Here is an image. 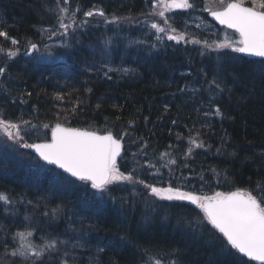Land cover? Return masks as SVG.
Instances as JSON below:
<instances>
[{
	"label": "trees",
	"instance_id": "16d2710c",
	"mask_svg": "<svg viewBox=\"0 0 264 264\" xmlns=\"http://www.w3.org/2000/svg\"><path fill=\"white\" fill-rule=\"evenodd\" d=\"M6 2L3 5L0 1V29L9 34L25 35L32 31L33 24L45 25L48 20L41 12V7L46 12L48 1L24 4L20 10L12 0ZM40 39L48 40L40 36L38 44ZM90 49L87 44L73 48L72 60L66 62L68 70H59L52 62H45L47 68L41 70H11L17 60L16 64H6L12 67L0 77V113L13 121L22 117L37 125H49L33 132L28 142L48 139L58 122L99 132L110 130L117 136L127 129L129 135L122 140L124 151L118 160L121 171L133 166L132 154L145 142L148 156L135 157L141 164L165 150L177 160L173 174L162 168V180L148 177V182L158 187H166L168 181L174 185L186 183L185 190L207 195L250 189L264 178V70L256 68L257 62L222 51L216 65L205 67L204 51L200 56L187 53L177 66L171 58H165L144 61V66L133 65L137 70L127 75L112 72L105 76L107 69L98 60L109 63V48L98 50L94 61L89 57ZM156 52L153 55L160 53ZM159 55L154 57L158 59ZM3 61L0 57V66L4 67ZM214 76L223 81L225 90L210 102L213 94L207 81ZM216 108L221 115L214 114ZM205 112L210 114L205 116ZM177 133L183 139L178 140ZM189 136L203 141L205 147L194 149L185 159ZM169 145L173 147L169 149ZM66 176L0 137V192L13 201L9 205L0 202V264H20L19 257L6 254L4 243L11 252L17 247L13 234L26 229L33 230L31 239L36 243H41L42 237L66 241L60 252L69 251L76 264H89L90 258L99 264H142L146 259L143 249L164 264L173 259L179 264L248 261L235 250L222 251L219 234H212L214 230L210 233V225L194 228L187 223L191 219L195 224L199 214L189 204L159 200L148 195L142 185L133 189L119 184L112 185L111 196L101 201L80 181L73 179L75 186H70ZM57 207L59 211L53 216L52 210ZM98 248L104 251L98 252ZM174 250L176 255L171 254ZM58 255H45V264H59Z\"/></svg>",
	"mask_w": 264,
	"mask_h": 264
},
{
	"label": "snow or ice",
	"instance_id": "6c2138e0",
	"mask_svg": "<svg viewBox=\"0 0 264 264\" xmlns=\"http://www.w3.org/2000/svg\"><path fill=\"white\" fill-rule=\"evenodd\" d=\"M74 4L75 6H73ZM250 4L251 6H244L245 0H208V3L199 9V11L207 12L218 24L232 29L238 39L227 37L224 41H219V39L210 41L207 38L203 40L189 39V33L178 30L170 14L175 10H182L186 13L197 11L196 0H151V10L141 13L145 19L136 22L154 30L155 39L158 42L163 43L167 40L174 41L176 44H202V55L204 51L230 49L234 53L264 58V0H250ZM46 11L55 14V24L50 28L42 29L41 35L46 36L48 40L55 37L56 46L65 48L71 47L69 38L87 26L89 23L87 18L98 15L104 18L105 23L135 19L131 16H113L111 20H108L105 12L96 6L84 11V18H79L77 13L81 11V7L75 0H55V7L46 6ZM156 17L160 18V22H157ZM205 26L211 27L203 23L197 24L198 28ZM185 27H187L186 22ZM213 35L217 34L213 33ZM0 38H4L3 41H0V57H3V62L7 64L19 55L20 41L9 36L8 31L3 29H0ZM5 43L8 44L7 47L4 46ZM110 43L111 41L105 42L106 45ZM135 43H144V41H135ZM44 47L48 49L49 45L45 44ZM152 47L155 48L156 44H153ZM37 50V43L31 40L27 41L26 54ZM102 67L107 69L104 73L105 76H108L109 72H123L127 75L131 71L127 68H114L107 61ZM6 71V67L0 66V77L4 76ZM207 83L209 93L213 94L210 102H214V95L225 90L222 86L223 81L218 76H214ZM57 98L62 99L59 96ZM204 114L207 116L210 113L205 112ZM214 114L221 115V110L216 108ZM132 123L134 121L129 122V124ZM40 127L47 129L49 125H37L22 117L13 121L4 118V114L0 113V137H6L7 141L21 148L32 149L40 161L62 170L67 174L64 179L70 186H75L74 180L80 181L85 186H90L94 190V195H98L101 201L104 196H111V186L114 184L131 185L133 189L137 185H142L148 195L159 200L186 201L199 210L195 224L191 219H188L187 223L194 228L210 225V233L214 230L212 234H219L218 239H220L222 251L235 250V253H238L240 257H247L248 261H259L260 264H264V178L257 180L255 186L250 189L238 188L230 192L217 191L211 196L185 190L186 183L174 185L168 181L166 187H158L156 183L148 182V177H160L162 180L160 171L162 168H168L170 174L175 172L177 160L171 151L160 152L158 156L154 155L141 164L135 157L138 155L148 156V146L145 142L137 153L132 154L133 166L121 171L117 164V157L121 156V141L129 135L127 129L119 136L114 135L110 130L101 135L94 131L65 127L58 122L51 128V140L28 143L27 138L33 132H38ZM138 139L142 141L144 138L139 137ZM177 139H183L180 133H177ZM188 143L189 147L184 153L185 159L192 155L194 149L205 147L203 141H199L197 137L189 136ZM168 147L171 149L173 146L169 145ZM219 151L220 149H217V152ZM184 167H187V164ZM213 171L215 170L213 169ZM177 179L186 181L188 178L179 177ZM200 179H204L202 174ZM133 194H136L135 191ZM111 198L115 201V197ZM0 202L5 205L13 203L5 192H0ZM28 203H32V201H28ZM58 211L59 207L54 208L52 215L56 216ZM44 215H48V213L45 212ZM25 219L28 218L25 217ZM32 237L33 230L26 229L14 233L12 239L17 247L13 248L11 252H7L8 244L5 241L6 254L11 257H19L20 264H45V255L51 257L52 253H58L59 264H76L75 258L69 251L60 252V246L66 245V241L60 240L58 237H42V242L36 243L31 239ZM97 251L103 252L104 249L98 248ZM171 254L176 255V250ZM143 255L146 259L142 261V264H164L148 249H143ZM69 257L72 258L69 259ZM248 261H240V264H248ZM13 264L16 262L13 261ZM89 264H99V262L95 258H90ZM167 264H179V262L173 259Z\"/></svg>",
	"mask_w": 264,
	"mask_h": 264
},
{
	"label": "bare ground",
	"instance_id": "6f19581e",
	"mask_svg": "<svg viewBox=\"0 0 264 264\" xmlns=\"http://www.w3.org/2000/svg\"><path fill=\"white\" fill-rule=\"evenodd\" d=\"M3 5H7L8 3L6 0H0ZM16 5H18L17 10H20L24 4L32 3V4H50L49 6L55 7V0H12ZM203 3H208V0H202ZM81 7V11L77 13L79 18L83 17V12L89 9H92L93 6H96L102 9L105 12L106 17L108 20H111L113 16L115 17H134L135 19L132 21L128 20H121L117 23H105L104 18L100 16H94L87 18L89 23L84 28L78 30L74 36L69 38V43L71 47H58L56 45H52L48 40H41L40 44L37 43V38L41 36L42 29H46L49 22L55 19V14L46 11L44 13L42 7L41 12L46 15L47 21L45 25H32L29 31L25 35L17 36L13 33L9 34L11 37L17 38L20 48L19 57H15V61L17 60L16 64L14 61L12 63L16 64V67L12 68L9 67L7 70L11 68V70H34V69H43L47 68L45 62H52V65H55V68L59 70H68L67 63L68 61L72 60V50L73 48H78L81 44H87L92 49L88 52L89 57L94 61L96 60L95 54L103 47H108V59L109 63L112 67L116 68H127L130 70H137L133 65H140L144 66L143 62H154L162 61L163 59L171 58L175 65L177 66V62L179 60H185L187 57V53L192 54L194 56H200L202 51V44H193V43H180L176 44L174 41H167L165 40L163 43L156 41L154 30L149 29L147 26L143 25L142 23H137L136 21H143L145 19L141 13H147L151 10V0H75ZM202 3V4H203ZM75 6V4L73 5ZM244 6H251L250 0H245ZM199 12L202 11H195L186 13L182 10H175L170 15L173 17L175 21V26L180 31H186L189 33V39H209L224 41L223 39L219 38V35L224 32L222 28H213V25H210L211 28L202 29L198 27H192L189 21L195 24L198 21ZM157 22H160V18H155ZM207 20L212 21L214 25H219L211 16L205 15L202 17V22H206ZM185 22L187 23V27H185ZM55 24V21H54ZM53 24V25H54ZM208 25V24H207ZM15 28V27H14ZM50 28V27H49ZM17 31L21 30V28H15ZM216 33L217 35H213ZM55 38V37H54ZM4 38H0V41H3ZM31 40L38 44V50L31 52L34 54L33 56H27L22 53L23 48H26L27 41ZM56 40V38H55ZM42 41V42H41ZM106 41H111L110 44H105ZM135 41H144V43H135ZM49 45V48L46 49L44 45ZM57 44V41H56ZM156 44V47L153 48L152 45ZM42 45V46H41ZM5 47L8 46L7 43L4 45ZM84 46V45H82ZM230 51V49H223ZM220 51H206V55L204 58V65L205 67L210 65L214 66L217 64V56L221 55ZM154 51L160 52L155 55H159V58L156 59L153 55ZM156 52V53H157ZM80 54V53H78ZM103 55V54H102ZM86 57L87 54H85ZM101 56V55H100ZM257 60H254L256 59ZM248 60L257 62L260 70H264V58L249 55L247 57ZM99 65L102 66L105 61L98 60ZM219 63V62H218ZM36 64V65H35ZM34 65V66H30ZM193 70H198L197 67L192 66ZM70 70V69H69ZM4 118L9 119V117L4 116ZM11 120V119H10ZM6 138V137H4ZM31 152L35 157L36 154L33 151ZM38 158V157H37ZM39 160V158H38ZM40 161V160H39Z\"/></svg>",
	"mask_w": 264,
	"mask_h": 264
},
{
	"label": "rangeland",
	"instance_id": "374dc122",
	"mask_svg": "<svg viewBox=\"0 0 264 264\" xmlns=\"http://www.w3.org/2000/svg\"><path fill=\"white\" fill-rule=\"evenodd\" d=\"M203 6H204V3L202 4ZM199 14V16H197L199 19H198V21L197 22H195V24L194 23H192L191 21H189L190 23V25H192V27H197V24H200L201 22H202V17H203V13L202 12H199L198 13ZM203 24L204 25H209V23L208 22H203ZM202 29H207V27L205 26V27H201ZM211 28V27H210ZM214 28H212L210 31H212ZM222 34H224V33H221V35ZM225 35V34H224ZM105 71H107V70H105ZM105 71L103 72V73H105ZM110 73H112V72H109L108 74H110Z\"/></svg>",
	"mask_w": 264,
	"mask_h": 264
},
{
	"label": "water",
	"instance_id": "95a60500",
	"mask_svg": "<svg viewBox=\"0 0 264 264\" xmlns=\"http://www.w3.org/2000/svg\"><path fill=\"white\" fill-rule=\"evenodd\" d=\"M32 150V149H31ZM247 258V257H246ZM256 262H259V261H256Z\"/></svg>",
	"mask_w": 264,
	"mask_h": 264
}]
</instances>
